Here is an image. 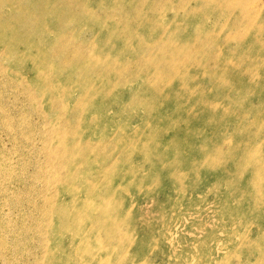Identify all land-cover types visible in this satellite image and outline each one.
Returning <instances> with one entry per match:
<instances>
[{"label":"rangeland","instance_id":"1","mask_svg":"<svg viewBox=\"0 0 264 264\" xmlns=\"http://www.w3.org/2000/svg\"><path fill=\"white\" fill-rule=\"evenodd\" d=\"M0 1V264H264V89L250 86L244 93L234 91L228 100L221 92L217 95L216 90L207 89L211 82L205 89L203 83L195 84L194 92L204 91L208 101L231 106L236 113L240 104L245 106L240 116L230 111L222 116L220 111L211 110L209 115L223 119L219 126L200 119L194 126L201 137H211L217 147L229 152L236 145L247 147L245 153L233 158H217L220 163H229L230 169L241 163L247 166L236 174L235 183L225 182L215 172L183 171L185 180L198 184L183 191L169 170L156 177L150 152L160 162L203 157L200 151L187 148L182 156L175 151L161 155L159 150L169 145V132L152 137L162 119L169 122L175 117L180 125L194 117L186 113L194 107L192 100L182 109L164 97L149 94L146 89L148 83L153 84L157 70L150 63L155 61H145L147 54L124 37L111 38L107 55L123 56L126 67L103 73L85 70L97 63L88 54L92 47L77 50L89 40L110 39V24L122 25L119 20L97 23L115 0H91L94 14L76 10L85 0L65 4L58 0L56 9L77 16L62 29L45 30V39L53 41L57 34L64 37L71 32L73 43L58 41L60 56L47 61L30 58L23 41L9 49L13 45L4 36L13 29L30 33L28 40L34 38V32L27 27L13 28L22 14L16 5L27 0ZM154 1L132 6L131 0H119L111 12L116 14L123 5L127 12H141ZM27 2L39 11H50L53 6L51 0ZM221 3V8H216L221 16L215 22L210 21L215 19V11L204 10L203 25L219 32L222 50H237L240 44L235 40L226 44L224 35L244 33L256 22L264 27V0ZM198 7L199 0H162L159 13L149 11L146 23L138 30L166 37V26L172 27L174 22L183 25L187 20L186 32L193 33L199 23L191 12ZM258 8H262V15L256 18ZM49 15L50 19L55 16ZM87 20L95 22L97 29H91ZM155 20L160 23L156 29L151 23ZM251 34L264 38V30ZM194 40L199 42L201 36L196 34ZM121 44L127 50L117 52ZM46 46L41 43L38 48L48 49ZM212 46L205 44L197 55L198 79L205 84L208 79H233L231 67L222 74L203 76V53L210 54L207 65L220 58ZM256 53L248 50L249 55ZM230 56L226 61H240L237 54ZM50 66L53 69L43 77ZM66 77L69 82H64ZM101 82L106 83L105 88ZM93 102L95 106H91ZM222 139L225 141L219 143ZM261 161L258 171H253V165ZM170 179L173 184L164 188L162 181ZM256 190L261 193L258 200L251 194ZM106 193L109 195L103 199ZM110 206L116 208L113 220L101 219L97 225L85 218L86 208L94 219ZM109 225L114 234L104 231Z\"/></svg>","mask_w":264,"mask_h":264},{"label":"bare ground","instance_id":"2","mask_svg":"<svg viewBox=\"0 0 264 264\" xmlns=\"http://www.w3.org/2000/svg\"><path fill=\"white\" fill-rule=\"evenodd\" d=\"M7 1L17 2L18 0ZM27 1L16 5V11L21 12L22 14L14 21L13 28H32L34 38L28 40L30 33L22 31L19 32L16 29H13L12 33L9 32L6 36H4V39H6L11 46L13 45L9 49H14L20 41H23L26 43L30 58L47 61L52 56L59 57L61 54V48L57 47V42L62 41L66 44H72L73 36H71V32L67 33L64 37L61 36L63 33L57 34L55 40L49 41V39H45L46 35L44 34V31L48 29L55 30L66 27L67 24L71 22L75 16H77V14H65L62 10L56 9L58 0H51L53 2V6L50 11H39V8L36 5L30 7ZM67 1L68 0H61L63 4L67 3ZM95 1L100 3V0ZM221 1L223 0H199L198 9L191 12L198 16L197 21L199 23V27L195 30V32H186V20L183 25L174 22L172 27H170V25L166 26L165 29L168 30L167 36H160L158 38L154 34L149 36L148 32L143 34L140 29L138 30V26H143L146 23L145 17L149 11L155 10L156 14L159 13L157 12V8L160 4H162V0H155L150 5L146 4L145 10L141 12H127L123 8V5V7L119 8L120 10L114 14L111 12V8L112 6L114 7L116 3L119 4V0H115L114 3L108 4L104 19H99L97 23L107 24V22L111 23L114 20H119L122 25H120V23H112L109 25L108 33L111 36L110 39L106 40L100 37L96 40H89L87 43L79 44L81 49H77L82 50L84 47H87L88 49L92 47L91 52H88V54H90V56L95 59L97 63L89 64L85 70L98 69L103 73L109 68L115 69L116 67H120L122 65L123 67H126L127 63H124L125 58L123 56L112 57L113 54L107 55V51L109 50L108 44L111 38L124 37L128 44L147 54L148 58H145V61H155L154 64L150 63V65L155 66V69H157L153 73V84L151 85L148 83L147 89L145 88L149 94L152 93L159 99L164 97L165 99L170 100L169 103L171 105L179 104L182 109L187 108L188 106H186V103L189 100H192L194 107L188 108L186 113L194 117L187 119L184 124L180 125H178L175 117L169 118V122H166L165 120L164 122L162 119L158 132L152 135V137L154 138L155 135H158L163 131L169 132V145L166 146L165 149L162 147L159 150L161 155H167L170 152L175 151L176 154L182 156L184 154L183 149L187 148L186 150L189 151H200L204 154L203 157L201 159L191 157L192 159L188 158L182 161H179L176 158H169L167 162H160L156 156L152 157L150 152V157L153 161L154 167L156 168V177L160 172L169 170L172 176L176 177L178 181L177 187L183 191L191 187L198 186L196 180H185L181 175L183 171L194 170V173H202L204 171L210 173L215 172L216 175L222 178L225 182L235 183L238 181L236 180V174L240 173L242 169L247 166L241 163V166L238 165V167L230 169L231 165L229 163H220L217 159H221L224 155L233 158L239 152L245 153L247 147L236 145V148L229 152L226 149L217 147L215 142L211 140V137H201L197 131L198 127L194 126V121L197 119L202 121L209 120L219 126L223 119L209 115L208 113L211 110L213 111L215 109L220 111L222 116L226 115L228 111H230L233 116H240L239 113L245 108V106L240 104V111L236 113L233 111L231 106H221L222 103L216 100L208 101V99L205 98L204 91L199 94L194 92L195 84L200 85L203 83V88L205 89V85H208L211 82V85L207 89L212 88L216 90L217 95L221 92L222 95H224V98H227L228 100H230V95H232L234 91L244 93V90H249L250 86L256 89H264V38L259 39L253 37L251 34L254 32H261L264 30V27L260 23L256 22L249 24L248 26L250 28H247L244 33H237L235 35L227 33V35H224L223 37L224 42L228 44L230 41L235 40L240 44V46L237 50L232 48H225L222 50L223 44L219 42V37L221 36L219 32L217 33L216 31L209 30V28H206L203 25L206 19V16H203L206 14L204 10L207 9L208 11H215L216 13V8L223 5ZM38 2L39 0H34L33 3ZM140 3L145 5L144 0H131L130 2L132 6H136ZM170 4H173L172 1H170ZM227 7L228 9H231L229 6ZM76 10L94 14V8L91 0H85L82 3H79ZM49 13H54L56 17L52 16L51 19L48 18V16H50ZM254 15L256 18L262 15V8L256 9L254 11ZM218 16L220 17L221 13H216L215 19L210 21L215 22ZM87 21H89L88 23L90 24L91 29H97L95 22L91 20ZM151 23L154 29L160 25V23L156 20ZM132 24L136 25V29L132 26ZM120 30H124L122 34ZM248 31L253 32L248 33ZM196 34L201 36V40L199 42L194 40V36ZM41 43H45L47 45L46 48L48 49L38 48V45H41ZM205 44L213 45L212 47H214V51L219 53L220 58L218 57V61L214 60L213 64L210 63L207 65L210 54L203 53V58L206 60L205 66L202 67L203 76L206 77L211 72H213L212 74H222L231 67L230 74L233 75V79L222 77L219 82L208 79L206 84L198 79L201 71L199 70L200 66L197 61V55L200 53L201 48ZM250 49L257 50V53L255 55H249L248 50ZM125 50H127V46L125 44H121L117 47V52H123ZM232 54H237L239 56L238 59L240 61L238 63H236V60L233 59H231V63L226 61L231 58L230 55ZM79 55L80 54H77V56ZM194 56H196V58H193ZM140 57L144 58L143 55ZM191 60L193 61L189 67L191 69H188L187 66L191 63ZM242 67L252 72H245ZM51 69H53L52 66H50L49 69L44 70L43 77H47ZM64 82H69V77H66ZM100 86L105 88L106 83L101 82ZM166 91H168L169 94H166ZM91 106H95L94 102ZM153 107H158V103H155ZM87 121H89L88 118L86 119V123ZM224 141L225 140L222 139L219 143ZM146 143H148L147 140ZM262 164L263 162L261 161L258 165L254 164L253 167H251L253 168V171L256 172ZM199 169H201V172ZM169 178L170 177L168 175V179ZM134 180L132 183H134ZM172 184L171 179L162 181V186L164 188H167ZM251 194H253V197L255 198L254 200H258L261 197V193L258 190L252 191ZM108 195L109 194L106 193L103 199L108 197ZM254 207H256V205ZM88 209H90V206ZM88 209H85V212L88 213L85 218L94 224H97L99 220L105 218L113 220L116 213V208L114 206H110L109 208L102 209L94 216V219H92L90 215L93 216V214L90 213ZM103 229L106 232L109 231L114 234V227H112V225L103 227Z\"/></svg>","mask_w":264,"mask_h":264}]
</instances>
